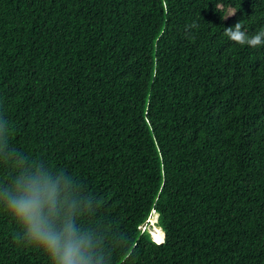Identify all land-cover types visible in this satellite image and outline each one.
<instances>
[{"label": "trees", "instance_id": "16d2710c", "mask_svg": "<svg viewBox=\"0 0 264 264\" xmlns=\"http://www.w3.org/2000/svg\"><path fill=\"white\" fill-rule=\"evenodd\" d=\"M238 21L264 0H0V133L91 200L103 264H264V46ZM20 231L0 211V264H49Z\"/></svg>", "mask_w": 264, "mask_h": 264}, {"label": "clouds", "instance_id": "9594fccd", "mask_svg": "<svg viewBox=\"0 0 264 264\" xmlns=\"http://www.w3.org/2000/svg\"><path fill=\"white\" fill-rule=\"evenodd\" d=\"M234 14L235 11L224 18ZM198 27L195 21L186 25V35L191 38L189 29ZM224 35L241 46H264V29L249 33L240 21L225 27ZM0 155L12 161L14 170L9 180L0 183V211L19 226L18 242L42 252L49 264H103L96 233L78 222L92 202L76 192L70 176L42 163H29L9 147L8 138L2 133ZM157 222L158 213L153 209L142 226L150 224L160 229ZM153 242L161 246L165 238L162 235Z\"/></svg>", "mask_w": 264, "mask_h": 264}, {"label": "rangeland", "instance_id": "374dc122", "mask_svg": "<svg viewBox=\"0 0 264 264\" xmlns=\"http://www.w3.org/2000/svg\"><path fill=\"white\" fill-rule=\"evenodd\" d=\"M153 221V220H152ZM145 227H146V229L149 231V233L151 234V236H153V237H155V234H156V230H159V229H157V228H154V226L153 225H150V224H144L143 226H142V228L143 229H145ZM150 229H152V230H150Z\"/></svg>", "mask_w": 264, "mask_h": 264}, {"label": "bare ground", "instance_id": "6f19581e", "mask_svg": "<svg viewBox=\"0 0 264 264\" xmlns=\"http://www.w3.org/2000/svg\"><path fill=\"white\" fill-rule=\"evenodd\" d=\"M160 227V226H159ZM157 229H159V228H157ZM157 232H156V234H155V236L157 235V234H162L163 236H164V231L162 230V228L160 227V229L159 230H156ZM154 240H155V237H154Z\"/></svg>", "mask_w": 264, "mask_h": 264}, {"label": "snow or ice", "instance_id": "6c2138e0", "mask_svg": "<svg viewBox=\"0 0 264 264\" xmlns=\"http://www.w3.org/2000/svg\"><path fill=\"white\" fill-rule=\"evenodd\" d=\"M162 238V234H157L156 236H155V239H157V240H159V239H161Z\"/></svg>", "mask_w": 264, "mask_h": 264}]
</instances>
